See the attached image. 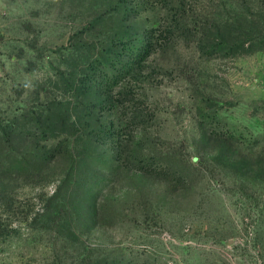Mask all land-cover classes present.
Masks as SVG:
<instances>
[{
  "label": "rangeland",
  "instance_id": "rangeland-1",
  "mask_svg": "<svg viewBox=\"0 0 264 264\" xmlns=\"http://www.w3.org/2000/svg\"><path fill=\"white\" fill-rule=\"evenodd\" d=\"M0 264H264V0H0Z\"/></svg>",
  "mask_w": 264,
  "mask_h": 264
},
{
  "label": "trees",
  "instance_id": "trees-1",
  "mask_svg": "<svg viewBox=\"0 0 264 264\" xmlns=\"http://www.w3.org/2000/svg\"><path fill=\"white\" fill-rule=\"evenodd\" d=\"M104 54V52H103ZM102 54V55H103ZM138 55V54H137ZM128 65V64H127ZM105 76V75H104ZM113 80V78H111ZM102 84H94L93 86H89V88L85 87H80L78 95L75 97L78 98L79 96L81 98H85L89 95H91V90L94 89L97 91L99 94L101 93L100 86ZM107 86V85H106ZM105 86H103L104 88ZM108 87V86H107ZM109 89H103V92H108ZM54 106L57 108H63L62 114L59 113H54L45 116L44 114L40 113L39 115H36V118L34 117L33 120H35L37 123H42L44 121H49L51 120L54 124L55 127H58L57 129H61V124H63L67 128L68 132H66L67 137L66 138H57L55 141V144L50 146L49 148L46 149V153H36L37 155V160L39 161H45L44 164H46V168L48 167V162L50 163L54 157L61 156V160H64V163H71L72 166L74 163V156H75V151L74 149L77 147H83L84 143H90L91 142H100L102 141V131L100 127V116L95 111V106H91L89 102L87 103L86 101H77L72 103L70 106V102H64L57 100L53 103ZM103 106L102 104H100ZM75 116V119L72 120V116ZM92 122L96 123L95 125H92ZM89 141V142H88ZM142 142H135L133 151L135 153L136 150L142 148ZM90 146V144H89ZM85 151V150H84ZM136 156V155H135ZM45 166L42 168L44 169ZM79 176L77 173H69L66 172L63 177L61 178V184L59 187L64 186V184L69 185L71 181L77 182L79 180ZM97 198V192H90L86 201L89 203V205L92 206L90 210H88V216L91 218L94 214L93 209L95 208V201ZM89 209V208H88Z\"/></svg>",
  "mask_w": 264,
  "mask_h": 264
}]
</instances>
